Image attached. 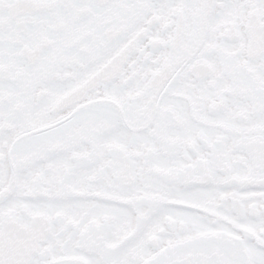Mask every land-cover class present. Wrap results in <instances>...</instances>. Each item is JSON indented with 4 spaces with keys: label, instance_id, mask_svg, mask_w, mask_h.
<instances>
[{
    "label": "snow or ice",
    "instance_id": "1",
    "mask_svg": "<svg viewBox=\"0 0 264 264\" xmlns=\"http://www.w3.org/2000/svg\"><path fill=\"white\" fill-rule=\"evenodd\" d=\"M0 264H264V0H0Z\"/></svg>",
    "mask_w": 264,
    "mask_h": 264
}]
</instances>
